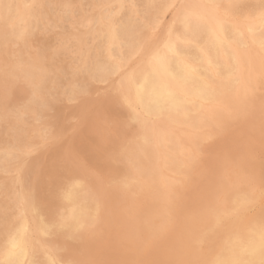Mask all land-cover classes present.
<instances>
[{"label": "rangeland", "instance_id": "rangeland-1", "mask_svg": "<svg viewBox=\"0 0 264 264\" xmlns=\"http://www.w3.org/2000/svg\"><path fill=\"white\" fill-rule=\"evenodd\" d=\"M4 1L3 6L0 7V24H2L0 25V28L5 29L6 27H10V30L6 28L7 31H9V34L6 32L0 37V105L2 106L0 107V119H2L0 120V263H6V260L3 259L7 257L9 252V243L16 238L20 243V249L25 255L22 264H57L58 262V264H253L255 260L257 261H255L254 264H259L261 259L258 258H262V254H264V238L256 232L258 229H264V215H262L264 214V212H262L264 211V165H262L264 164V69H262L264 68V52L261 51L260 46H258L257 43L264 38V27H262V24L260 23L264 20V0H232L234 3L231 0H221V2L220 0H187L188 2H186V0H125V2L123 0ZM58 1L60 2L58 3ZM232 6L237 7L234 8ZM214 7L215 9L213 10L212 8ZM238 8L242 10L237 11L239 10ZM206 11H208L207 14ZM209 12L213 13L211 14L212 16H210ZM1 15L4 16L3 19ZM257 15L259 16L257 17ZM219 16L220 21L215 19ZM258 18L260 20H258ZM249 19H252L253 21ZM233 20L235 22H233ZM246 20L249 24L247 22L246 24L244 23ZM229 21H231V25H233L232 27L231 25L229 27ZM223 25L224 30L222 27ZM260 25L262 28L257 29ZM198 27L201 30H199ZM211 30L214 32L215 30L218 32L223 31L228 40V42L225 41L226 43H214L212 45V52H214L215 58H217L216 60L219 61V65H221L219 76L212 80L207 74L206 69H204L205 67L201 66L200 60L201 55L204 52L203 49L205 50L208 46L207 41ZM228 34L229 36H227ZM236 34L238 37H236ZM240 34L242 38L240 37ZM244 35L245 37H243ZM246 36L248 37V40L246 39ZM8 37L10 38L9 40ZM6 38L8 41L5 40ZM255 38L256 40L254 41ZM234 41H236L237 44ZM197 42H200L199 45H197ZM246 42L249 44H246ZM157 43L158 45H156ZM10 44L12 45L10 46ZM146 45H148V47ZM188 48L192 50L189 51L190 49L188 50ZM171 49H178L177 51L182 53L188 60H191L192 62L195 60L194 62L197 64L199 63L198 65L200 66L198 68L200 71H198L200 77L199 79L197 78L198 80L192 85L193 87H197V91H195L193 96L196 98L204 96L210 104H213L216 102L215 100L220 99V106L218 105L216 107L219 109L217 112L209 115L208 111H210L211 108L209 107L207 109V104L201 105L198 98H188L187 100V97H185L186 95L183 97V100L178 101V104L173 103L171 99L159 100L149 97L147 103L150 107L152 121H145L146 123H144L142 114H139L140 111L126 103L127 97L132 94V88L128 85L125 87L126 84L123 86L121 80L124 77L131 76L134 85L143 84V82L151 75V71H153V67L156 63H161V65L166 64L169 67L173 65L175 57L170 53ZM256 50H260V52H257ZM235 51H237L236 53L238 55ZM5 52L7 54H5ZM226 52L228 53L226 54ZM229 52L230 55H228ZM137 59H139V61ZM176 65L177 64L174 65V67H177L173 72L175 76L174 78H168L167 81L158 79L157 83L160 88L165 87L169 93H175L178 90L177 93L180 94L182 92V77L186 76L187 72L185 69H178V66ZM41 71L44 72L42 73ZM110 73L112 74L109 75ZM237 73L239 75L238 77ZM11 74L13 77H11ZM26 74L27 76L25 77ZM219 77H221V79ZM116 79H118V81H116ZM103 80H105V82ZM2 81H5V84ZM217 82L219 83V88L216 84ZM228 83H230L231 86ZM35 84H37V86ZM228 87H232L230 91L227 90ZM128 88L129 91L127 90ZM235 88L236 91L234 90ZM221 90L222 92L220 93ZM224 90H227L226 92L228 93H225ZM189 91V87L184 86L183 92L189 94ZM242 91L243 102L240 109L234 112L226 111L224 106L226 99L231 95L233 96L235 93L242 95ZM35 93H37V95ZM222 94H224V96ZM219 95L221 96L219 97ZM30 96H32L33 99ZM27 98L30 101L27 100ZM112 98L114 100H112ZM253 99L254 101L252 102ZM247 106H249V108ZM126 108L127 110H125ZM129 111L131 115H129ZM37 112H39V114ZM173 114L176 117L178 116V120L172 124L164 119L165 115L172 116ZM6 118H8L7 120L10 122L7 121ZM118 118L122 121L120 122ZM36 119L39 120L37 121ZM196 120L201 123L203 122L205 125H202L201 127L196 126V128H194L197 124L195 122ZM188 121L192 122L189 123ZM260 122L261 124H259ZM174 125L175 127H173ZM144 130L146 132H144ZM157 131H164L163 133L166 141L161 140L160 143H157ZM234 131H237L238 133H235ZM214 136L216 137L214 138ZM204 137L205 139H203ZM125 138L126 140H124ZM95 140H97V142ZM252 144L255 147H253ZM220 146H223V149ZM99 150L102 151V153ZM147 150L150 151V153ZM165 150L167 152H165ZM130 153L132 155H130ZM258 158H260V160ZM118 161L120 162L119 165ZM146 161L147 163H145ZM172 162H174L175 165ZM133 164L136 165L134 166ZM232 166L234 168H232ZM189 168L190 170H188ZM145 169L153 174H145L143 172ZM236 169H238V171ZM174 171L176 173H174ZM206 172H209L208 175ZM143 174L145 176H143ZM220 174L223 176V179L229 188L233 186V189L235 187L238 189H236V194L232 190L230 193H226V191L224 192L220 185L221 183H219L218 177ZM55 176L58 178L56 179ZM180 178H182L181 181ZM197 178L200 179L198 180ZM156 179H160V181H157ZM58 184H61V186ZM243 184L247 189H245ZM258 184L260 186H258ZM50 190H53V192ZM148 192L150 194H148ZM162 193L163 195H161ZM155 195H157V197ZM246 196L248 197V200ZM152 198L153 201L151 200ZM103 202L105 204L107 203L106 205L108 206ZM139 202L141 203L139 204ZM213 205L215 206L214 208ZM139 206L140 208H138ZM220 209L224 210L221 211ZM89 210L92 211L93 214ZM110 212L113 213L111 214ZM30 213L32 214L30 215ZM212 215L214 216L212 217ZM249 215L251 216L249 217ZM49 216L50 219L48 218ZM104 218L107 219L109 223ZM200 218L202 220H200ZM251 218H253L252 221ZM121 220L124 223H121ZM116 224L117 226H115ZM245 226L247 229H245ZM109 229L111 231H109ZM152 231H154V233ZM200 231L203 234L200 233ZM241 234L244 235L242 236ZM103 235L104 239L102 237ZM152 236L154 239H152ZM178 240L181 241L179 242ZM54 242H56V244ZM134 242H136L137 245ZM106 244L107 246H105ZM107 254L108 257L106 256ZM165 255L167 256V259H165ZM118 257L120 258L118 259ZM138 258H140L142 262L140 259L138 260ZM153 259L156 260L154 261ZM90 261L92 262L90 263Z\"/></svg>", "mask_w": 264, "mask_h": 264}, {"label": "bare ground", "instance_id": "bare-ground-1", "mask_svg": "<svg viewBox=\"0 0 264 264\" xmlns=\"http://www.w3.org/2000/svg\"><path fill=\"white\" fill-rule=\"evenodd\" d=\"M8 1V0H7ZM10 1V0H9ZM39 1V0H38ZM85 1V0H84ZM106 1V0H105ZM124 2H125V0H123ZM192 1H194V0H192ZM211 1V0H210ZM217 1V0H216ZM230 1V0H229ZM232 1V0H231ZM241 1V0H240ZM246 1V0H245ZM248 1H250V0H248ZM262 1V0H261ZM4 0H1L0 1V7H2L3 6V4H4ZM11 2V1H10ZM26 2H28V1H26ZM51 2V1H50ZM56 2V1H55ZM60 1H58V3H59ZM172 2V1H171ZM186 2H188L187 0H186ZM207 2V1H206ZM220 2H221V0H220ZM226 2V1H225ZM233 3H234V1H232ZM231 2V3H232ZM239 2V1H238ZM32 3V2H31ZM98 3V2H97ZM204 3V2H203ZM230 3V4H231ZM246 3V2H245ZM253 3V2H252ZM258 3V2H257ZM89 4V3H88ZM171 4H173V3H171ZM223 4V3H222ZM226 4V3H225ZM230 4H228V5H230ZM241 4V3H240ZM248 4V3H247ZM253 4H255V3H253ZM50 5V4H49ZM83 5V4H82ZM97 5V4H96ZM199 5V4H198ZM200 5H201V3H200ZM219 5H220V3H219ZM235 5V4H234ZM241 5H243V4H241ZM240 5V6H241ZM246 5V4H245ZM252 5V4H251ZM262 5V4H261ZM37 6V5H36ZM104 6V5H103ZM194 6V5H193ZM202 6V5H201ZM231 6V5H230ZM229 6V7H230ZM30 7V6H29ZM79 7V6H78ZM92 7V6H91ZM90 7V8H91ZM208 7H210V6H208ZM216 7V6H215ZM215 7L214 8H212L213 10L215 9ZM228 7V6H227ZM232 7H234V6H232ZM237 7V6H236ZM236 7H234V8H236ZM243 7V6H242ZM245 7V6H244ZM251 7V6H250ZM262 7V6H261ZM5 8V7H4ZM89 8V9H90ZM193 8V7H192ZM198 8V7H197ZM196 8V9H197ZM204 8V7H203ZM202 8V9H203ZM252 8V7H251ZM3 9V8H2ZM187 9V8H186ZM195 9V10H196ZM205 9V8H204ZM207 9V8H206ZM231 9V8H230ZM239 10H237V11H241L240 10V8H238ZM13 10V9H12ZM25 10V9H24ZM43 10V9H42ZM118 10V9H117ZM194 10V9H193ZM198 10H200V9H198ZM171 11V10H170ZM184 11H185V9H184ZM191 11V10H190ZM200 11H202V10H200ZM205 11V10H204ZM212 11V10H211ZM236 11V10H235ZM41 12V11H40ZM85 12V11H84ZM90 12H91V10H90ZM103 12V11H102ZM187 12V11H186ZM194 12V11H193ZM192 12V13H193ZM258 12V11H257ZM262 12V11H261ZM261 12H259V13H261ZM263 12H264V10H263ZM1 13V12H0ZM88 13V12H87ZM169 13V12H168ZM208 13V11H206V14ZM210 13V16H212L211 14H213V13H211V12H209ZM214 13H215V11H214ZM227 13V12H226ZM232 13V12H231ZM230 13V14H231ZM248 13V12H247ZM247 13H246V16H247ZM250 13V12H249ZM13 14V13H12ZM69 14V13H68ZM171 14V13H170ZM222 14H224V13H222ZM5 15V14H4ZM140 15V14H139ZM190 15V14H189ZM216 15V14H215ZM225 15V14H224ZM259 15H261V14H259ZM259 15H257V17L259 16ZM2 16V15H1ZM27 16V15H26ZM43 16V15H42ZM151 16V15H150ZM192 16V15H191ZM190 16V17H191ZM206 16V15H205ZM205 16H203L204 18H206ZM238 16V15H237ZM3 17L4 16H2V19H3ZM9 17V16H8ZM97 17V16H96ZM113 17V16H112ZM180 17V16H179ZM178 17V18H179ZM229 17V16H228ZM236 17V16H235ZM18 18V17H17ZM45 18V17H44ZM107 18V17H106ZM208 18H209V16H208ZM207 18V19H208ZM220 16L218 17V18H215V19H217V20H219L220 21ZM224 18V17H223ZM261 18V17H260ZM26 19V18H25ZM95 19V18H94ZM210 19V18H209ZM226 19V18H225ZM253 19V18H252ZM252 19H249V20H252ZM7 20H8V18H7ZM50 20V19H49ZM192 20V19H191ZM221 20H222V18H221ZM254 20V19H253ZM252 20V21H253ZM258 20H260L259 18H258ZM105 21V20H104ZM224 21V20H223ZM242 21V20H241ZM252 21H251V23H252ZM255 21H256V19H255ZM7 22H10V21H7ZM14 22V21H13ZM28 22H30V21H28ZM51 22V21H50ZM203 22V21H202ZM205 22V21H204ZM228 22V21H227ZM230 22V24H229V27H230V25H231V21H229ZM233 22H235L234 20H233ZM246 22H247V20L246 21H244V23L246 24ZM257 22V21H256ZM2 23V22H1ZM12 23V22H11ZM88 23V22H87ZM86 23V24H87ZM122 23V22H121ZM195 23V22H194ZM209 23H211V22H209ZM208 23V24H209ZM238 23V22H237ZM248 23V22H247ZM261 24H262V27H264V20H263V22H260ZM30 24V23H29ZM28 24V25H29ZM34 24V23H33ZM165 24H166V22H165ZM168 24H169V22H168ZM171 24V23H170ZM174 24V23H173ZM191 24V23H190ZM197 24V23H196ZM199 24H200V22H199ZM205 24V23H204ZM203 24V25H204ZM226 24V23H225ZM249 24V23H248ZM254 24V23H253ZM0 25H2V24H0ZM7 25V24H6ZM9 25V24H8ZM14 25V24H13ZM57 25V24H56ZM58 25H60V24H58ZM121 25V24H120ZM161 25V24H160ZM198 25V24H197ZM251 25V24H250ZM256 25V24H255ZM258 25V24H257ZM21 26V25H20ZM26 26V25H25ZM68 26V25H67ZM123 26V25H122ZM192 26V25H191ZM205 26V25H204ZM233 25H231V27H232ZM237 26V25H236ZM240 26V25H239ZM244 26V25H243ZM24 27V26H23ZM39 27H40V25H39ZM51 27V26H50ZM203 27V26H202ZM223 27V30H224V25L222 26ZM228 27V28H229ZM238 27V26H237ZM242 27V26H241ZM261 27V25H260V27H257V29L258 28H262ZM8 30H10V27H6ZM3 29V28H0V37L2 36V35H4L6 32L9 34V31H7V29ZM14 28V27H13ZM29 28H31V27H29ZM59 28V27H58ZM191 28V27H190ZM207 28V27H206ZM213 28V27H212ZM225 28H226V26H225ZM227 28V29H228ZM39 29V28H38ZM37 29V30H38ZM48 29H49V27H48ZM164 29V28H163ZM169 29V28H168ZM171 29V28H170ZM195 29V28H194ZM197 29V28H196ZM198 29H199V27H198ZM198 29H197V31H198ZM215 29V28H214ZM230 29V28H229ZM237 29V28H236ZM256 29V30H257ZM50 30V29H49ZM139 30V29H138ZM151 30V29H150ZM154 30H155V28H154ZM199 30H201V29H199ZM205 30V29H204ZM88 31V30H87ZM118 31V30H117ZM120 31V30H119ZM149 31V30H148ZM192 31H193V29H192ZM228 31H230V30H228ZM237 31V30H236ZM259 31V30H258ZM261 31V30H260ZM143 32V31H142ZM155 32V31H154ZM163 32V31H162ZM201 32V31H200ZM205 32V31H204ZM208 32V31H207ZM231 32V31H230ZM233 32V31H232ZM251 32V31H250ZM256 32V31H255ZM31 33V32H30ZM47 33V32H46ZM156 33V32H155ZM154 33V34H155ZM170 33V32H169ZM177 33V32H176ZM179 33V32H178ZM206 33V32H205ZM227 33V32H226ZM243 33V32H242ZM244 33H246V32H244ZM252 33V32H251ZM264 33V32H263ZM80 34V33H79ZM150 34V33H149ZM163 34V33H162ZM197 34V33H196ZM201 34V33H200ZM204 34V33H203ZM209 34V33H208ZM230 34H233V33H230ZM235 34V33H234ZM248 34V33H247ZM253 34V33H252ZM12 35V34H11ZM34 35V34H33ZM120 35V34H119ZM160 35V34H159ZM158 35V36H159ZM178 35H180V34H178ZM198 35V34H197ZM210 36H209V39H208V41H207V47H206V49L204 50L203 49V53H202V55H201V66H204L205 68L204 69H206V72H207V74L209 75V77H210V79L212 80V79H214V78H216V77H218L219 76V74H220V70H221V65H219L220 63H219V61L218 60H216L217 58H215V55H214V52H212L213 51V44L214 43H220V44H222V43H226V42H228V40H227V37H226V34H224V32L223 31H220V32H218L217 30H215V32L214 31H212L211 30V33L209 34ZM237 35V34H236ZM31 36V35H30ZM38 36V35H37ZM124 36V35H123ZM163 36V35H162ZM207 36V35H206ZM227 36H229V34L227 35ZM231 36V35H230ZM13 37V36H12ZM24 37V36H23ZM119 37V36H118ZM117 37V38H118ZM130 37V36H129ZM197 37V36H196ZM204 37V36H203ZM236 37H238V35L236 36ZM236 37H235V39H236ZM240 37H241V34H240ZM243 37H245V35L243 36ZM30 38V37H29ZM152 38V37H151ZM187 38H188V35H187ZM201 38H202V36H201ZM242 38V37H241ZM4 39V38H3ZM2 39V40H3ZM10 38L8 37V40H9ZM28 39V38H27ZM33 39V38H32ZM120 39V38H119ZM137 39V38H136ZM147 39H149V38H147ZM153 39V38H152ZM159 39V38H158ZM199 39V38H198ZM207 39V38H206ZM205 39V40H206ZM232 39H233V36H232ZM246 39L248 40V37L246 36ZM6 41H8L7 40V38L5 39ZM5 40H4V42H5ZM165 40V39H164ZM194 40V39H193ZM238 40V39H237ZM241 40V39H240ZM250 40V39H249ZM256 40V38L254 39V41ZM259 40V39H258ZM12 41V40H11ZM23 41V40H22ZM25 41H26V38H25ZM112 41V40H111ZM154 41H156V40H154ZM162 41V40H161ZM198 41V40H197ZM203 41V40H202ZM226 41V42H225ZM233 41V40H232ZM66 42V41H65ZM64 42V43H65ZM150 42V41H149ZM148 42V43H149ZM152 42H153V40H152ZM187 42V41H186ZM231 42V41H230ZM234 42H236V41H234ZM11 43V42H10ZM23 43V42H22ZM63 43V44H64ZM147 43V42H146ZM190 43V42H189ZM198 43V42H197ZM200 43V42H199ZM199 43L197 44V45H199ZM248 42H246V44H247ZM257 43V42H256ZM15 44V43H14ZM25 44V43H24ZM108 44H109V42H108ZM204 44H205V42H204ZM236 44H237V42H236ZM245 44V45H246ZM249 44V43H248ZM258 44V46H260V49H261V51L262 52H264V48H263V46H264V38L263 39H261V41L260 42H258L257 43ZM8 45V44H7ZM12 44H10V46H11ZM17 45V44H16ZM121 45V44H120ZM142 45V44H141ZM156 45H158V43L156 44ZM206 45V44H205ZM231 45H233V44H231ZM255 45V44H254ZM126 46V45H125ZM135 46V45H134ZM147 47H148V45H146ZM150 46V45H149ZM152 46V45H151ZM187 46H189V45H187ZM194 46V45H193ZM192 46V47H193ZM202 46V45H201ZM219 46V45H218ZM223 46H225V45H223ZM234 46H236V45H234ZM241 46V45H240ZM243 46V45H242ZM249 46H251V45H249ZM30 47V46H29ZM124 47V46H123ZM128 47V46H127ZM140 47H142V46H140ZM180 47V46H179ZM198 47V46H197ZM205 47V46H204ZM217 47V46H216ZM226 47V46H225ZM248 47V46H247ZM5 48V47H4ZM11 48V47H10ZM27 48V47H26ZM98 48V47H97ZM122 48V47H121ZM124 48H126V47H124ZM246 48V47H245ZM248 48H250V47H248ZM255 48V47H254ZM253 48V49H254ZM20 49V48H19ZM32 49H34V48H32ZM113 49V48H112ZM115 49V48H114ZM142 49H144V48H142ZM184 49V48H183ZM190 48H188V50H189ZM197 49V48H196ZM244 49V48H243ZM1 50V49H0ZM8 50V49H7ZM24 50H25V48H24ZM141 50V49H140ZM158 50V49H157ZM178 50V49H177ZM176 49H171L170 50V53L175 57V61H173V65L172 66H168V65H166V64H162L161 65V63H156L155 64V66L153 67V71H151V75L149 76V78L146 80V81H144L143 82V84H141V85H134V82L132 81V77L130 76V77H124L121 81H122V84H123V86H124V84H126L125 85V87L128 85L130 88H132V94H131V92H130V96L129 97H127V104H129V105H131V107H133V108H135V109H138L140 112H139V114L141 113L142 114V116H143V121H144V123H146L145 121H152V117H151V114H150V107H149V105H148V103H147V99L149 98V97H151V98H156V99H159V100H165V99H171V101L173 102V103H176V104H178V101H181V100H183V97L185 96V97H187V100H188V98H196L195 96H193V94L195 93V91H197V87H193L192 85H194V83H195V81L196 80H198L199 79V77H200V74H199V66L200 65H198L196 62H192L191 60H188L182 53H180V52H178ZM192 49H190L189 51H191ZM27 51V50H26ZM148 51V50H147ZM146 51V52H147ZM151 51V50H150ZM154 51H156V50H154ZM181 51H183V50H181ZM202 51V50H201ZM220 51V50H219ZM228 51H229V49H228ZM242 51V50H241ZM251 51V50H250ZM257 51V50H256ZM13 52V51H12ZM33 52V51H32ZM134 52V51H133ZM198 52V51H197ZM237 51H235V53H236ZM257 52H260V50H258ZM122 53H123V51H122ZM126 53V52H125ZM144 53V52H143ZM200 53V52H199ZM228 52H226V54H227ZM254 53V52H253ZM253 53H252V55H253ZM5 54H7L6 52H5ZM136 54H138V53H136ZM148 54H150V53H148ZM237 54V53H236ZM236 54H235V56H236ZM256 54V53H255ZM258 54H260V53H258ZM262 54V53H261ZM23 55V54H22ZM27 55V54H26ZM33 55V54H32ZM32 55H31V57H32ZM120 55V54H119ZM124 55V54H123ZM228 55H230V52H229V54ZM238 55V54H237ZM257 55V54H256ZM1 56V55H0ZM6 56V55H5ZM10 56V55H9ZM20 56V55H19ZM29 56V55H28ZM134 56V55H133ZM226 56V55H225ZM232 56V55H231ZM245 56V55H244ZM258 56V55H257ZM37 57V56H36ZM43 57V56H42ZM111 57V56H110ZM118 57V56H117ZM120 57V56H119ZM200 57V56H199ZM195 58V57H194ZM231 58H233V57H231ZM237 58H238V56H237ZM246 58V57H245ZM248 58V57H247ZM256 58V57H255ZM259 58V57H258ZM9 59V58H8ZM12 59V58H11ZM39 59V58H38ZM144 59V58H143ZM173 59V58H172ZM17 60V59H16ZM30 60V59H29ZM28 60V61H29ZM33 60V59H32ZM138 61H139V59H137ZM193 60V59H192ZM226 60H228V59H226ZM235 60V59H234ZM237 60V59H236ZM248 60V59H247ZM5 61V60H4ZM230 61V60H229ZM232 61V60H231ZM240 61V60H239ZM249 61V60H248ZM7 62V61H6ZM5 62V63H6ZM16 62V61H15ZM31 62V61H30ZM44 62V61H43ZM116 62V61H115ZM250 62V61H249ZM37 63V62H36ZM125 63V62H124ZM135 63V62H134ZM233 63V62H232ZM231 63V64H232ZM15 64V63H14ZM28 64H29V62H28ZM42 64H44V63H42ZM175 64H177L176 66H178V69H185L186 70V72H187V75L186 76H184V77H182L183 79H182V87H181V90H182V92L180 93V94H178L177 92H178V90H177V92H175V93H169L166 89H165V87L164 88H160V86L158 85V83H157V80L158 79H160V80H164V81H167L168 80V78H174L175 76H174V71L177 69V67H174V65ZM251 64V63H250ZM257 64V63H256ZM8 65V64H7ZM19 65V64H18ZM45 65V64H44ZM117 65V64H116ZM144 65V64H143ZM154 65V64H153ZM230 65V64H229ZM14 66V65H13ZM36 66V65H35ZM150 66V65H149ZM222 66H224V65H222ZM242 66V65H241ZM248 66V65H247ZM1 67V66H0ZM4 67V66H3ZM28 67V66H27ZM26 67V68H27ZM31 67V66H30ZM51 67V66H50ZM226 67V66H225ZM233 67H234V65H233ZM232 67V68H233ZM243 67V66H242ZM246 67V66H245ZM16 68V67H15ZM24 68V67H23ZM32 68H33V66H32ZM40 68V67H39ZM45 68V67H44ZM49 68V67H48ZM132 68V67H131ZM136 68V67H135ZM151 68V67H150ZM228 68V67H227ZM247 68V67H246ZM3 69V68H2ZM9 69V68H8ZM21 69V68H20ZM36 69V68H35ZM37 69H38V67H37ZM118 69V68H117ZM120 69V68H119ZM240 69V68H239ZM262 69H264V68H262ZM15 70V69H14ZM18 70V69H17ZM31 70V69H30ZM34 70V69H33ZM42 70V69H41ZM121 70V69H120ZM199 70V71H198ZM233 70V69H232ZM231 70V71H232ZM235 70V69H234ZM1 71H3V70H1ZM8 71V70H7ZM16 71V70H15ZM27 71V70H26ZM40 71V70H39ZM38 71V72H39ZM134 71V70H133ZM241 71V70H240ZM244 71V70H243ZM20 72V71H19ZM18 72V73H19ZM29 72V71H28ZM32 72V71H31ZM42 73L44 72V71H41ZM47 72V71H46ZM117 72V71H116ZM224 72H225V70H224ZM229 72H230V70H229ZM8 73H10V72H8ZM16 73V72H15ZM23 73V72H22ZM113 73V72H112ZM112 73H110L109 75H111ZM132 73V72H131ZM223 73V72H222ZM236 73V72H235ZM4 74H6V73H4ZM17 74V73H16ZM21 74V73H20ZM230 74H232V73H230ZM243 74V73H242ZM9 75V74H8ZM37 75V74H36ZM56 75V74H55ZM134 75V74H133ZM149 75V74H148ZM222 75V74H221ZM220 75V76H221ZM27 76V74L25 75V77ZM32 76V75H31ZM120 76V75H119ZM207 76V75H206ZM230 76V75H229ZM239 75H238V73H237V77H238ZM11 77H13L12 76V74H11ZM38 77V76H37ZM52 77V76H51ZM107 77H108V75H107ZM257 77V76H256ZM22 78V77H21ZM44 78V77H43ZM46 78V77H45ZM92 78V77H91ZM105 78V77H104ZM118 78V77H117ZM119 78H121V77H119ZM198 78V79H197ZM220 79H221V77H219ZM224 78V77H223ZM246 78V77H245ZM259 78V77H258ZM12 79V78H11ZM18 79V78H17ZM16 79V80H17ZM26 79V78H25ZM89 79V78H88ZM181 79V78H180ZM219 79V80H220ZM234 79V78H233ZM22 80V79H21ZM218 80V81H219ZM230 80H232V79H230ZM235 80V79H234ZM233 80V81H234ZM252 80V79H251ZM5 81H6V79H5ZM4 81V82H5ZM20 81V80H19ZM25 81V80H24ZM28 81V80H27ZM56 81V80H55ZM104 82H105V80H103ZM114 81V80H113ZM116 81H118V79H116ZM121 81H120V83H121ZM163 81V82H164ZM232 81V82H233ZM236 81H237V79H236ZM235 81V82H236ZM248 81V80H247ZM3 82V81H2ZM3 82V83H4ZM15 82V81H14ZM103 82V83H104ZM213 82V81H212ZM219 82H221V81H219ZM229 82V81H228ZM243 82V81H242ZM263 82V81H262ZM11 83V82H10ZM29 83V82H28ZM139 83V82H138ZM209 83V82H208ZM231 83V82H230ZM230 83H228L229 85H230ZM5 84V83H4ZM18 84V83H17ZM19 84H20V82H19ZM19 84H18V86H19ZM30 84V83H29ZM33 84H34V82H33ZM38 84V83H37ZM37 84H35L36 86H37ZM64 84V83H63ZM102 84V83H101ZM217 85L219 84L218 82L216 83ZM227 84V83H226ZM13 85V84H12ZM27 85V84H26ZM212 85V84H211ZM223 85V84H222ZM236 85V84H235ZM238 85V84H237ZM257 85V84H256ZM8 86V85H7ZM32 86V85H31ZM39 86V85H38ZM107 86V85H106ZM169 86V85H168ZM184 86H188L189 87V94H185L184 92H183V90H184ZM231 86V85H230ZM233 86V85H232ZM242 86V85H241ZM240 86V87H241ZM26 87V86H25ZM35 87V86H34ZM100 87V86H99ZM112 87H114V86H112ZM226 87H227V85H226ZM12 88H13V86H12ZM11 88V89H12ZM15 88V87H14ZM27 88V87H26ZM29 88V87H28ZM32 88V87H31ZM30 88V89H31ZM96 88V87H95ZM102 88V87H101ZM107 88V87H106ZM105 88V89H106ZM118 88V87H117ZM171 88V87H170ZM218 88H219V85H218ZM225 88V87H224ZM232 88V87H231ZM231 88H229L228 87V89L227 90H229L230 91V89ZM238 88V87H237ZM258 88V87H257ZM7 89V88H6ZM9 89H10V87H9ZM18 89V88H17ZM33 89V88H32ZM171 89H173V88H171ZM221 89V88H220ZM223 89V88H222ZM255 89V88H254ZM261 89V88H260ZM8 90V89H7ZM29 90V89H28ZM41 90V89H40ZM83 90V89H82ZM113 90H114V88H113ZM112 90V91H113ZM128 91H129V88L127 89ZM174 90H176V89H174ZM219 90V89H218ZM226 90V91H227ZM235 91H236V88L234 89ZM30 91V90H29ZM28 91V92H29ZM86 91V90H85ZM96 91H99V90H96ZM116 91V90H115ZM119 91V90H118ZM131 91V90H130ZM215 91V90H214ZM225 91V90H224ZM225 91V93H228V92H226ZM233 91V90H232ZM231 91V92H232ZM244 91V90H243ZM243 91H242V95L241 94H238V93H235L233 96L231 95L230 97H228L227 99H226V101L224 102V106H225V110L226 111H238L239 109H240V107H241V105H242V98H243ZM247 91H249V90H247ZM9 92H10V90H9ZM15 92V91H14ZM34 92V91H33ZM80 92V91H79ZM109 92V91H108ZM222 92V90L220 91V93ZM258 92H260V91H258ZM262 92V91H261ZM20 93H22V92H20ZM30 93V92H29ZM41 93V92H40ZM212 93V92H211ZM215 93V92H214ZM5 94V93H4ZM9 94V93H8ZM12 94H13V92H12ZM34 94V93H33ZM36 95H37V93H35ZM42 94V93H41ZM231 94V93H230ZM251 94V93H250ZM6 95V94H5ZM15 95V94H14ZM40 95V94H39ZM46 95H47V92H46ZM223 96H224V94H222ZM9 96V95H8ZM18 96V95H17ZM23 96H26V95H23ZM28 96V95H27ZM117 96V95H116ZM128 96V95H127ZM221 95H219V97H220ZM244 96H246V95H244ZM263 96V95H262ZM11 97V96H10ZM29 97V96H28ZM31 98H32V96H30ZM36 97V96H35ZM45 97V96H44ZM86 97V96H85ZM204 97V96H203ZM203 97H201V98H198V100H199V103L202 105H208V106H206L207 107V109L210 107L211 108V110L210 111H208V113H209V115H212L213 113H215V112H217L218 111V109L219 108H216L218 105L220 106V103H221V101H220V99H217V100H215V101H213V102H215V103H213V104H210V102H208L206 99H205V97L203 98ZM16 98V97H15ZM18 98V97H17ZM73 98V97H72ZM109 98V97H108ZM107 98V99H108ZM196 98V99H197ZM1 99V98H0ZM33 99V98H32ZM31 99V100H32ZM103 99V98H102ZM263 99V98H262ZM10 100V99H9ZM12 100V99H11ZM24 100V99H23ZM27 100H29L28 98H27ZM70 100V99H69ZM101 100V99H100ZM112 100H114L113 98H112ZM118 100H120V99H118ZM4 101V100H3ZM17 101H19V100H17ZM25 101V100H24ZM30 101V100H29ZM109 101V100H108ZM194 101V100H193ZM196 101V100H195ZM254 101V99L252 100V102ZM261 101V100H260ZM13 102V101H12ZM110 102V101H109ZM119 102V101H118ZM248 102H250V101H248ZM1 103V102H0ZM10 103V102H9ZM19 103V102H18ZM17 103V104H18ZM43 103H45V102H43ZM122 103V102H121ZM257 103V102H256ZM6 104V103H5ZM28 104V103H27ZM31 104V103H30ZM47 104V103H46ZM117 104V103H116ZM120 104V103H119ZM123 104H124V102H123ZM214 104H216V105H214ZM259 104V103H258ZM257 104V105H258ZM19 105V104H18ZM25 105V104H24ZM55 105V104H54ZM118 105V104H117ZM186 105V104H185ZM243 105H244V103H243ZM248 105H249V103H248ZM260 105V104H259ZM30 106V105H29ZM31 106H33V105H31ZM52 106V105H51ZM86 106V105H85ZM84 106V107H85ZM114 106V105H113ZM198 106V105H197ZM196 106V107H197ZM250 106H251V104H250ZM254 106V105H253ZM255 106H256V104H255ZM0 107H2L1 105H0ZM27 107V106H26ZM50 107V106H49ZM80 107H81V105H80ZM126 107H128V106H126ZM248 108H249V106H247ZM3 108H4V106H3ZM24 108H25V106H24ZM76 108V107H75ZM132 108V109H133ZM222 108V107H221ZM12 109V108H11ZM10 109V110H11ZM17 109V108H16ZM19 109V108H18ZM28 109V108H27ZM85 109V108H84ZM13 110V109H12ZM22 110V109H21ZM109 110V109H108ZM111 110V109H110ZM125 110H127V108L125 109ZM128 110H129V108H128ZM185 110V109H184ZM195 110V109H194ZM202 110V109H201ZM2 111V110H1ZM5 111V110H4ZM9 111V110H8ZM16 111V110H15ZM83 111V110H82ZM134 111V110H133ZM224 111V110H223ZM244 111V110H243ZM13 112V111H12ZM12 112H10V113H12ZM41 112V111H40ZM80 112V111H79ZM85 112V111H84ZM109 112V111H108ZM116 112H118V111H116ZM124 112V111H123ZM135 112V111H134ZM137 112V111H136ZM197 112V111H196ZM207 112V111H206ZM260 112V111H259ZM264 112V111H263ZM3 113V112H2ZM7 113V112H6ZM15 113V112H14ZM20 113V112H19ZM21 113H23V112H21ZM38 114H39V112H37ZM114 113V112H113ZM127 113V112H126ZM129 113H130V111H129ZM184 113V112H183ZM229 113V112H228ZM236 113H238V112H236ZM244 113V112H243ZM242 113V114H243ZM18 114V113H17ZM116 114V113H115ZM140 114V115H141ZM196 114V113H195ZM217 114V113H216ZM226 114V113H225ZM241 114V113H240ZM13 115V114H12ZM119 115V114H118ZM123 115V114H122ZM129 115H131V113L129 114ZM177 115V114H176ZM186 115V114H185ZM228 115V114H227ZM233 115V114H232ZM126 116V115H125ZM141 116V117H142ZM163 116V115H162ZM184 116V115H183ZM190 116H191V114H190ZM194 116V115H193ZM198 116H200V115H198ZM202 116V115H201ZM208 116V115H207ZM221 116V115H220ZM230 116V115H229ZM16 117V116H15ZM37 117H38V115H37ZM117 117V116H116ZM118 117H120V116H118ZM186 117V116H185ZM195 117H196V115H195ZM211 117V116H210ZM215 117V116H214ZM226 117V116H225ZM239 117H240V115H239ZM248 117V116H247ZM246 117V118H247ZM3 118H5V117H3ZM10 118V117H9ZM178 116L176 117L174 114L172 115V116H168V115H165L164 116V119L165 120H167L168 122H170L171 124L173 123V122H175V121H177L178 119ZM190 118V117H189ZM200 118V117H199ZM238 118V117H237ZM244 118H245V116H244ZM8 118H6V120H7ZM29 119V118H28ZM40 119V118H39ZM38 119V120H39ZM119 119V118H118ZM134 119V118H133ZM140 119V118H139ZM157 119V118H156ZM188 119V118H187ZM210 119V118H209ZM256 119H257V117H256ZM261 119V118H260ZM0 120H2V119H0ZM37 120V119H36ZM37 120V121H38ZM138 120V119H137ZM161 120V119H160ZM189 120V119H188ZM250 120V119H249ZM7 121H9V120H7ZM6 121V122H7ZM119 121H120V119H119ZM122 121V120H121ZM120 121V122H121ZM140 121V120H139ZM156 121V120H155ZM154 121V122H155ZM182 121V120H181ZM194 121V120H193ZM203 121V120H202ZM235 121V120H234ZM242 121V120H241ZM263 121V120H262ZM261 121V122H262ZM10 122V121H9ZM142 122V121H141ZM161 122V121H160ZM189 122V121H188ZM192 122V121H191ZM191 122H189V123H191ZM197 124L195 125V127L194 128H196V126H198V127H201L202 125H205L203 122L201 123L200 121H195ZM248 122V121H247ZM261 122L259 123V124H261ZM36 123V122H35ZM123 123V122H122ZM129 123H131V122H129ZM156 123V122H155ZM154 123V124H155ZM169 123V124H170ZM177 123V122H176ZM241 123V122H240ZM243 123V122H242ZM249 123V122H248ZM14 124V123H13ZM117 124H119V123H117ZM126 124V123H125ZM136 124V123H135ZM185 124V123H184ZM208 124V123H207ZM223 124V123H222ZM256 124H258V123H256ZM148 125V124H147ZM159 125V124H158ZM176 125V124H175ZM175 125L173 126V127H175ZM187 125H188V123H187ZM236 125V124H235ZM249 125V124H248ZM254 125V124H253ZM5 126V125H4ZM9 126V125H8ZM129 126V125H128ZM139 126V125H138ZM140 126H141V124H140ZM146 126V125H145ZM155 126V125H154ZM166 126V125H165ZM193 126V125H192ZM217 126V125H216ZM234 126V125H233ZM58 127V126H57ZM127 127V126H126ZM179 127V126H178ZM183 127V126H182ZM191 127V126H190ZM206 127V126H205ZM236 127V126H235ZM158 128H160V127H158ZM177 128V127H176ZM184 128V127H183ZM182 128V129H183ZM188 128V127H187ZM193 128V127H192ZM193 128V129H194ZM239 128H241V127H239ZM248 128V127H247ZM2 129V128H1ZM117 129V128H116ZM144 129H147V128H144ZM162 129V128H161ZM235 129V128H234ZM237 129V128H236ZM243 129V128H242ZM254 129H256V128H254ZM260 129V128H259ZM184 130V129H183ZM189 130V129H188ZM206 130V129H205ZM208 130V129H207ZM212 130V129H211ZM218 130V129H217ZM229 130V129H228ZM232 130V129H231ZM252 130V129H251ZM261 130V129H260ZM124 131V130H123ZM131 131H133V130H131ZM180 131V130H179ZM194 131V130H193ZM198 131V130H197ZM210 131V130H209ZM213 131V130H212ZM144 132H146L145 130H144ZM149 132V131H148ZM164 132V131H163ZM162 131H157L156 132V136H157V139H158V142L157 143H160V141L161 140H164V141H166L165 140V135H164V133H163ZM235 132V131H234ZM237 132V131H236ZM235 132V133H236ZM260 132V131H259ZM14 133V132H13ZM18 133V132H17ZM117 133V132H116ZM135 133V132H134ZM134 133H133V135H134ZM142 133V132H141ZM151 133V132H150ZM167 133V132H166ZM212 133V132H211ZM238 133V132H237ZM253 133V132H252ZM10 134H11V132H10ZM138 134H140V133H138ZM153 134H154V132H153ZM173 134V133H172ZM183 134V133H182ZM181 134V135H182ZM225 134V133H224ZM229 134V133H228ZM241 134V133H240ZM255 134V133H254ZM9 135V134H8ZM12 135H14V134H12ZM45 135V134H44ZM88 135V134H87ZM147 135V134H146ZM155 135V134H154ZM153 135V136H154ZM168 135V134H167ZM175 135V134H174ZM191 135V134H190ZM200 135V134H199ZM214 135H215V133H214ZM217 135H218V133H217ZM237 135V134H236ZM32 136V135H31ZM151 136V135H150ZM204 136V135H203ZM207 136V135H206ZM210 136V135H209ZM232 136V135H231ZM252 136V135H251ZM49 137V136H48ZM89 137V136H88ZM124 137V136H123ZM126 137V136H125ZM134 137V136H133ZM137 137V136H136ZM185 137V136H184ZM216 136H214V138H215ZM220 137V136H219ZM21 138V137H20ZM30 138V137H29ZM154 138V137H153ZM210 138H211V136H210ZM228 138H229V135H228ZM230 138H232V137H230ZM243 138V137H242ZM1 139V138H0ZM57 139H59V138H57ZM173 139V138H172ZM187 139V138H186ZM199 139V138H198ZM197 139V140H198ZM203 139H205V137L203 138ZM202 139V140H203ZM207 139V138H206ZM219 139H221V138H219ZM256 139V138H255ZM19 140V139H18ZM24 140H25V138H24ZM28 140V139H27ZM116 140V139H115ZM124 140H126V138L124 139ZM137 140V139H136ZM181 140V139H180ZM197 140H194V141H197ZM212 140V139H211ZM210 140V141H211ZM214 140V139H213ZM260 140V139H259ZM21 141V140H20ZM32 141V140H31ZM92 141V140H91ZM96 142H97V140H95ZM119 141V140H118ZM121 141V140H120ZM157 141V140H156ZM169 141V140H168ZM176 141V140H175ZM200 141V140H199ZM207 141V140H206ZM234 141V140H233ZM41 142V141H40ZM111 142H114V141H111ZM123 142V141H122ZM121 142V143H122ZM129 142V141H128ZM179 142V141H178ZM177 142V143H178ZM208 142V141H207ZM246 142V141H245ZM249 142V141H248ZM1 143V142H0ZM38 143V142H37ZM89 143V142H88ZM110 143V142H109ZM119 143V142H118ZM176 143V144H177ZM179 143H181V142H179ZM213 143V142H212ZM222 143V142H221ZM253 143V142H252ZM261 143V142H260ZM7 144V143H6ZM41 144V143H40ZM99 144V143H98ZM116 144V143H115ZM141 144V143H140ZM151 144V143H150ZM168 144V143H167ZM200 144H201V142H200ZM236 144V143H235ZM14 145V144H13ZM12 145V146H13ZM111 145V144H110ZM119 145H120V143H119ZM157 145V144H156ZM163 145V144H162ZM180 145V144H179ZM231 145V144H230ZM233 145H234V143H233ZM253 145V144H252ZM90 146V145H89ZM88 146V147H89ZM98 146V145H97ZM141 146H142V144H141ZM151 146V145H150ZM165 146V145H164ZM205 146V145H204ZM239 146V145H238ZM87 147V148H88ZM91 147V146H90ZM111 147V146H110ZM122 147H123V145H122ZM162 147V146H161ZM186 147V146H185ZM188 147V146H187ZM197 147V146H196ZM199 147H200V145H199ZM221 147V146H220ZM253 147H255L254 145H253ZM7 148V147H6ZM106 148V147H105ZM126 148V147H125ZM130 148V147H129ZM152 148H154V147H152ZM222 149H223V146L221 147ZM225 148V147H224ZM228 148V147H227ZM230 148V147H229ZM1 149V148H0ZM28 149V148H27ZM39 149V148H38ZM49 149V148H48ZM118 149V148H117ZM131 149V148H130ZM156 149V148H155ZM161 149V148H160ZM169 149V148H168ZM172 149V148H171ZM170 149V150H171ZM176 149V148H175ZM174 149V150H175ZM226 149V148H225ZM234 149V148H233ZM232 149V150H233ZM10 150V149H9ZM41 150H43V149H41ZM103 150V149H102ZM105 150V149H104ZM138 150V149H137ZM146 150V149H145ZM163 150V149H162ZM167 150V149H166ZM165 150V152H167ZM184 150V149H183ZM199 150V149H198ZM198 150H196V151H198ZM261 150V149H260ZM100 151V150H99ZM106 151H107V149H106ZM114 151H116V150H114ZM123 151V150H122ZM121 151V152H122ZM128 151V150H127ZM148 151V150H147ZM177 151V150H176ZM185 151V150H184ZM183 151V152H184ZM22 152V151H21ZM41 152V151H40ZM101 153H102V151H100ZM125 152H126V150H125ZM130 152V151H129ZM149 153H150V151H148ZM161 152V151H160ZM164 152V151H163ZM169 152H171V151H169ZM199 152V151H198ZM226 152V151H225ZM37 153V152H36ZM42 153V152H41ZM117 153V152H116ZM138 153V152H137ZM155 153V152H154ZM176 153V152H175ZM179 153V152H178ZM194 153V152H193ZM200 153V152H199ZM219 153V152H218ZM233 153V152H232ZM256 153H257V151H256ZM40 154V153H39ZM43 154V153H42ZM103 154H104V152H103ZM113 154V153H112ZM125 154V153H124ZM153 154V153H152ZM172 154V153H171ZM187 154V153H186ZM185 154V155H186ZM238 154V153H237ZM3 155H5V154H3ZM17 155V154H16ZM91 155V154H90ZM100 155V154H99ZM111 155V154H110ZM128 155V154H127ZM126 155V156H127ZM130 155H132L131 153H130ZM146 155V154H145ZM156 155V154H155ZM166 155V154H165ZM168 155V154H167ZM177 155V154H176ZM200 155V154H199ZM221 155V154H220ZM239 155V154H238ZM263 155V154H262ZM50 156V155H49ZM89 156V155H88ZM98 156V155H97ZM103 156V155H102ZM106 156V155H105ZM108 156V155H107ZM125 156V155H124ZM154 156V155H153ZM152 156V157H153ZM170 156V155H169ZM182 156V155H181ZM180 156V157H181ZM195 156V155H194ZM221 156H223V155H221ZM220 156V157H221ZM240 156V155H239ZM261 156V155H260ZM2 157V156H1ZM8 157H10V156H8ZM95 157V156H94ZM118 157V156H117ZM128 157V156H127ZM196 157H197V155H196ZM213 157H215V156H213ZM241 157V156H240ZM262 157V156H261ZM29 158V157H28ZM27 158V159H28ZM99 158H100V156H99ZM105 158V157H104ZM103 158V159H104ZM133 158V157H132ZM138 158H139V156H138ZM144 158V157H143ZM166 158V157H165ZM164 158V159H165ZM186 158V157H185ZM191 158V157H190ZM206 158V157H205ZM226 158V157H225ZM50 159V158H49ZM48 159V160H49ZM106 159V158H105ZM104 159V160H105ZM111 159V158H110ZM109 159V160H110ZM119 159V158H118ZM121 159V158H120ZM147 159V158H146ZM153 159V158H152ZM189 159V158H188ZM207 159V158H206ZM224 159V158H223ZM234 159H235V157H234ZM233 159V160H234ZM259 160H260V158H258ZM257 159V160H258ZM138 160V159H137ZM141 160H142V158H141ZM145 160V159H144ZM157 160V159H156ZM170 160V159H169ZM176 160H178V159H176ZM198 160H200V159H198ZM228 160V159H227ZM253 160V159H252ZM256 160V159H255ZM254 160V161H255ZM9 161V160H8ZM153 161H155V160H153ZM162 161V160H161ZM166 161H168V160H166ZM207 161V160H206ZM225 161V160H224ZM238 161H239V159H238ZM262 161V160H261ZM16 162V161H15ZM18 162V161H17ZM24 162V161H23ZM119 162V161H118ZM123 162H124V160H123ZM126 162V161H125ZM135 162H136V160H135ZM174 162H175V160H174ZM174 162H172V163H174ZM179 162V161H178ZM197 162V161H196ZM201 162H203V161H201ZM200 162V163H201ZM209 162V161H208ZM213 162V161H212ZM229 162V161H228ZM240 162V161H239ZM256 162V161H255ZM263 162V161H262ZM106 163V162H105ZM111 163V162H110ZM133 163V162H132ZM145 163H147V161L145 162ZM165 163H167V162H165ZM235 163V162H234ZM246 163V162H245ZM53 164V163H52ZM103 164H104V162H103ZM120 164V162L118 163V165ZM126 164H128V163H126ZM158 164H160V163H158ZM192 164V163H191ZM210 164V163H209ZM208 164V165H209ZM113 165V164H112ZM117 165V164H116ZM134 165V164H133ZM136 165V164H135ZM134 165V166H135ZM145 165H147V164H145ZM170 165V164H169ZM174 165H175V163H174ZM193 165V164H192ZM195 165V164H194ZM205 165V164H204ZM227 165V164H226ZM231 165V164H230ZM238 165V164H237ZM262 165H264V164H262ZM53 166V165H52ZM121 166H123V165H121ZM126 166V165H125ZM138 166H139V164H138ZM144 166V165H143ZM161 166H162V163H161ZM185 166V165H184ZM207 166V165H206ZM214 166V165H213ZM258 166V165H257ZM40 167H41V165H40ZM106 167V166H105ZM117 167V166H116ZM172 167V166H171ZM174 167V166H173ZM183 167V166H182ZM181 167V168H182ZM196 167V166H195ZM221 167H222V165H221ZM237 167H239V166H237ZM246 167V166H245ZM259 167V166H258ZM57 168V167H56ZM56 168H55V170H56ZM118 168V167H117ZM130 168V167H129ZM133 168V167H132ZM149 168H150V166H149ZM191 168H192V166H191ZM217 168V167H216ZM232 168H234L233 166H232ZM232 168H231V170H232ZM62 169V168H61ZM114 169V168H113ZM116 169V168H115ZM122 169V168H121ZM120 169V170H121ZM140 169H142V168H140ZM162 169V168H161ZM186 169V168H185ZM194 169H196V168H194ZM199 169V168H198ZM197 169V170H198ZM201 169V168H200ZM205 169V168H204ZM213 169H215V168H213ZM230 169V168H229ZM239 169V168H238ZM238 169H236L237 171H238ZM54 170V171H55ZM123 170V169H122ZM121 170V171H122ZM125 170V169H124ZM173 170V169H172ZM188 170H190V168L188 169ZM1 171V170H0ZM46 171V170H45ZM57 171V170H56ZM55 171V172H56ZM63 171V170H62ZM106 171V170H105ZM108 171V170H107ZM132 171V170H131ZM155 171H156V169H155ZM159 171V170H158ZM157 171V172H158ZM240 171V170H239ZM246 171V170H245ZM258 171V170H257ZM261 171V170H260ZM259 171V172H260ZM61 172V171H60ZM118 172V171H117ZM138 172V171H137ZM143 172L145 173V174H147V175H149L150 173L148 172V170L147 169H145V170H143ZM182 172V171H181ZM215 172V171H214ZM219 172V171H218ZM255 172V171H254ZM11 173V172H10ZM122 173V172H121ZM136 173V172H135ZM169 173V172H168ZM174 173H176L175 171H174ZM207 173V172H206ZM209 173V172H208ZM208 173H207V175H208ZM236 173V172H235ZM256 173V172H255ZM3 174V173H2ZM5 174V173H4ZM53 174V173H52ZM64 174V173H63ZM115 174V173H114ZM151 174H153V173H151ZM201 174V173H200ZM211 174H213V173H211ZM251 174H253V173H251ZM257 174V173H256ZM255 174V175H256ZM54 175V174H53ZM52 175V176H53ZM56 175V174H55ZM60 175V174H59ZM103 175V174H102ZM113 175V174H112ZM133 175H134V173H133ZM140 175H142V174H140ZM157 175H159V174H157ZM179 175V174H178ZM177 175V176H178ZM196 175V174H195ZM237 175H238V173H237ZM246 175V174H245ZM46 176H47V174H46ZM109 176V175H108ZM119 176V175H118ZM121 176V175H120ZM132 176V175H131ZM137 176V175H136ZM143 176H145L144 174H143ZM176 176V175H175ZM205 176V175H204ZM225 176V175H224ZM232 176V175H231ZM263 176V175H262ZM110 177V176H109ZM113 177V176H112ZM134 177H135V175H134ZM152 177V176H151ZM159 177V176H158ZM161 177V176H160ZM174 177V176H173ZM172 177V178H173ZM212 177V176H211ZM243 177V176H242ZM251 177H253V176H251ZM55 178H56V176H55ZM58 178V177H57ZM56 178V179H57ZM92 178V177H91ZM147 178V177H146ZM219 183H221L220 185H221V187H222V189L224 190V192L226 191V193H230V192H234L235 194L237 193V188L235 187L234 189H233V186L232 187H230L229 188V186H227L226 185V183H225V181H224V179H223V176L220 174L219 175ZM249 178V177H248ZM259 178H261V177H259ZM68 179V178H67ZM136 179V178H135ZM141 179V178H140ZM177 179V178H176ZM181 179L182 178H180V181H181ZM198 179V178H197ZM200 179V178H199ZM198 179V180H199ZM201 179H202V177H201ZM233 179H234V177H233ZM250 179V178H249ZM95 180V179H94ZM110 180V179H109ZM157 180V179H156ZM162 180V179H161ZM196 180V179H195ZM208 180V179H207ZM217 180V179H216ZM252 180H253V178H252ZM255 180V179H254ZM261 180V179H260ZM89 181V180H88ZM96 181V180H95ZM97 181H98V179H97ZM128 181V180H127ZM142 181V180H141ZM144 181H146V180H144ZM157 181H160V179L159 180H157ZM186 181H187V179H186ZM185 181V182H186ZM197 181V180H196ZM195 181V182H196ZM201 181V180H200ZM234 181V180H233ZM247 181V180H246ZM245 181V182H246ZM129 182V181H128ZM127 182V183H128ZM152 182V181H151ZM151 182H149V183H151ZM165 182V181H164ZM209 182V181H208ZM240 182V181H239ZM249 182H251V181H249ZM253 182V181H252ZM260 182V181H259ZM91 183H92V181H91ZM103 183V182H102ZM101 183V184H102ZM114 183V182H113ZM142 183H144V182H142ZM147 183V182H146ZM176 183V182H175ZM197 183V182H196ZM201 183V182H200ZM206 183V182H205ZM204 183V184H205ZM210 183V182H209ZM215 183V182H214ZM255 183V182H254ZM4 184V183H3ZM46 184V183H45ZM56 184V183H55ZM95 184V183H94ZM106 184V183H105ZM141 184V183H140ZM157 184V183H156ZM159 184V183H158ZM160 184H161V182H160ZM159 184V185H160ZM164 184V183H163ZM165 184H167V183H165ZM173 184V183H172ZM178 184V183H177ZM182 184V183H181ZM181 184H180V186H181ZM198 184V183H197ZM211 184V183H210ZM239 184V183H238ZM247 184V183H246ZM261 184V183H260ZM58 185H60L61 186V184H58ZM112 185V184H111ZM119 185V184H118ZM186 185V184H185ZM189 185V184H188ZM201 185V184H200ZM206 185V184H205ZM232 185V184H231ZM242 185V184H241ZM5 186V185H4ZM3 186V187H4ZM21 186V185H20ZM48 186V185H47ZM52 186V185H51ZM137 186V185H136ZM135 186V187H136ZM145 186V185H144ZM153 186V185H152ZM162 186V185H161ZM160 186V187H161ZM171 186V185H170ZM190 186V185H189ZM243 186H244V184H243ZM248 186V185H247ZM258 186H260L259 184H258ZM43 188H45L44 186H42ZM55 187V186H54ZM93 187H95V186H93ZM192 187V186H191ZM196 187V186H195ZM211 187V186H210ZM240 187V186H239ZM245 187V189H247L246 188V186H244ZM251 187V186H250ZM254 187V186H253ZM60 188V187H59ZM63 188V187H62ZM90 188V187H89ZM99 188H100V186H99ZM104 188V187H103ZM108 188V187H107ZM111 188H114V187H111ZM120 188V187H119ZM137 188V187H136ZM141 188V187H140ZM145 188V187H144ZM162 188V187H161ZM171 188V187H170ZM182 188V187H181ZM185 188H186V186H185ZM218 188V187H217ZM252 188V187H251ZM257 188V187H256ZM260 188V187H259ZM1 189V188H0ZM4 189V188H3ZM58 189V188H57ZM78 189V188H77ZM95 189V188H94ZM133 189V188H132ZM152 189H155V188H152ZM189 189H191V188H189ZM237 189V190H236ZM45 190H47V189H45ZM55 190V189H54ZM72 190V189H71ZM157 190H159V189H157ZM164 190V189H163ZM207 190H208V188H207ZM232 190V191H231ZM252 190V189H251ZM28 191V190H27ZM51 191V190H50ZM102 191V190H101ZM122 191V190H121ZM131 191V190H130ZM143 191V190H142ZM148 191V190H147ZM149 191H150V189H149ZM203 191V190H202ZM245 191V190H244ZM248 191V190H247ZM43 192V191H42ZM51 192H53V190L51 191ZM99 192V191H98ZM104 192V191H103ZM125 192V191H124ZM127 192V191H126ZM134 192V191H133ZM133 192H132V194H133ZM161 192V191H160ZM163 192V191H162ZM185 192V191H184ZM192 192V191H191ZM214 192V191H213ZM49 193V192H48ZM100 193V192H99ZM107 193V192H106ZM117 193V192H116ZM202 193V192H201ZM207 193H209V192H207ZM241 193V192H240ZM245 193H246V191H245ZM248 193V192H247ZM70 194V193H69ZM84 194V193H83ZM82 194V195H83ZM118 194V193H117ZM130 194H131V192H130ZM147 194V193H146ZM148 194H150L149 192H148ZM147 194V195H148ZM51 195V194H50ZM56 195V194H55ZM54 195V196H55ZM154 195V194H153ZM153 195H151V196H153ZM161 195H163V193L161 194ZM192 195H193V193H192ZM223 195V194H222ZM238 195V194H237ZM245 195V194H244ZM52 196H53V194H52ZM144 196V195H143ZM156 197H157V195H155ZM236 196V195H235ZM248 196H249V194H248ZM51 197V196H50ZM80 197V196H79ZM103 197V196H102ZM101 197V198H102ZM126 197V196H125ZM133 197V196H132ZM149 197V196H148ZM187 197V196H186ZM247 197V196H246ZM43 198V197H42ZM49 198V197H48ZM48 198H45V199H48ZM75 198V197H74ZM105 198V197H104ZM136 198H137V195H136ZM135 198V199H136ZM141 198V197H140ZM154 198V197H153ZM153 198L151 199L152 201H153ZM162 198V197H161ZM194 198V197H193ZM221 198H224V197H221ZM253 198H254V196H253ZM100 199V198H99ZM127 199V198H126ZM143 199V198H142ZM149 199H150V197H149ZM155 199V198H154ZM179 199V198H178ZM210 199V198H209ZM238 199H239V197H238ZM251 199H252V197H251ZM104 200V199H103ZM191 200V199H190ZM211 200V199H210ZM247 200H248V197H247ZM53 201V200H52ZM88 201V200H87ZM105 201V200H104ZM144 201V200H143ZM146 201V200H145ZM168 201V200H167ZM242 201V200H241ZM252 201V200H251ZM50 202V201H49ZM100 202V201H99ZM106 202V201H105ZM126 202V201H125ZM134 202V201H133ZM149 202V201H148ZM158 202V201H157ZM160 202V201H159ZM172 202V201H171ZM220 202V201H219ZM238 202V201H237ZM236 202V203H237ZM42 203V202H41ZM45 203V202H44ZM75 203V202H74ZM104 203V202H103ZM135 203V202H134ZM141 202H139V204H140ZM176 203V202H175ZM189 203V202H188ZM196 203V202H195ZM231 203V202H230ZM48 204V203H47ZM55 204V203H54ZM95 204V203H94ZM105 204V203H104ZM107 204V203H106ZM105 204V205H106ZM124 204H126V203H124ZM179 204V203H178ZM203 204H204V202H203ZM225 204V203H224ZM235 204V203H234ZM85 205V204H84ZM91 205V204H90ZM96 205V204H95ZM105 205H103V206H105ZM164 205V204H163ZM209 205V204H208ZM49 206V205H48ZM63 206V205H62ZM89 206V205H88ZM106 206H108V205H106ZM156 206V205H155ZM177 206V205H176ZM198 206V205H197ZM232 206H233V203H232ZM15 207V206H14ZM45 207H46V205H45ZM91 207H92V205H91ZM94 207V206H93ZM100 207L102 208V206L100 205ZM128 207H129V205H128ZM158 207V206H157ZM167 207V206H166ZM215 206L213 205V208H214ZM226 207V206H225ZM37 208V207H36ZM84 208H86V207H84ZM106 208V207H105ZM138 208H140V206L138 207ZM168 208V207H167ZM180 208V207H179ZM18 209V208H17ZM39 209V208H38ZM47 209V208H46ZM51 209V208H50ZM95 209V208H94ZM142 209V208H141ZM144 209V208H143ZM186 209V208H185ZM188 209V208H187ZM210 209H211V207H210ZM14 210V209H13ZM23 210H25V209H23ZM49 210V209H48ZM76 210V209H75ZM91 210V209H90ZM89 210V211H90ZM102 210V209H101ZM131 210V209H130ZM137 210V209H136ZM165 210V209H164ZM221 211H223L222 209H220ZM22 211V210H21ZM40 211V210H39ZM126 211V210H125ZM170 211V210H169ZM194 211H195V209H194ZM226 211V210H225ZM261 211V210H260ZM42 212V211H41ZM49 212V211H48ZM92 214H93V212L92 211H90ZM89 212V213H90ZM163 212V211H162ZM191 212V211H190ZM227 212H228V210H227ZM262 212H264V211H262ZM38 213V212H37ZM52 213V212H51ZM79 213H81V212H79ZM88 213V214H89ZM102 213V212H101ZM111 213V212H110ZM113 213V212H112ZM111 213V214H112ZM206 213V212H205ZM218 213V212H217ZM12 214V213H11ZM32 213H30V215H31ZM35 214V213H34ZM95 214V213H94ZM165 214V213H164ZM167 214V213H166ZM187 214V213H186ZM201 214V213H200ZM221 214V213H220ZM241 214V213H240ZM251 214V213H250ZM258 214V213H257ZM42 215V214H41ZM90 215V214H89ZM102 215V214H101ZM122 215V214H121ZM134 215V214H133ZM141 215V214H140ZM169 215V214H168ZM211 215V214H210ZM262 215H264V214H262ZM43 216V215H42ZM78 216V215H77ZM103 216V215H102ZM123 216V215H122ZM126 216V215H125ZM131 216V215H130ZM214 215H212V217H213ZM237 216V215H236ZM239 216V215H238ZM251 215H249V217H250ZM261 216V215H260ZM12 217V216H11ZM118 217V216H117ZM219 217V216H218ZM247 217V216H246ZM4 218V217H3ZM49 219H50V216L48 217ZM55 218V217H54ZM99 218V217H98ZM145 218H146V216H145ZM196 218V217H195ZM232 218V217H231ZM236 218V217H235ZM254 218V217H253ZM253 218H251V221H252V219ZM258 218V217H257ZM263 218V217H262ZM5 219V218H4ZM105 219V218H104ZM112 219V218H111ZM157 219V218H156ZM155 219V220H156ZM193 219V218H192ZM244 219V218H243ZM46 220V219H45ZM67 220V219H66ZM105 220H107V219H105ZM128 220V219H127ZM148 220V219H147ZM200 220H202L201 218H200ZM206 220V219H205ZM249 220V219H248ZM258 220V219H257ZM2 221V220H1ZM35 221V220H34ZM104 221V220H103ZM108 221V220H107ZM150 221V220H149ZM172 221H173V219H172ZM29 222V221H28ZM41 222V221H40ZM53 222H55V221H53ZM89 222V221H88ZM100 222V221H99ZM98 222V223H99ZM116 222V221H115ZM131 222V221H130ZM174 222H176V221H174ZM204 222V221H203ZM263 222V221H262ZM50 223H51V221H50ZM92 223V222H91ZM108 223H109V221H108ZM114 223V222H113ZM112 223V224H113ZM121 223H124V222H122V220H121ZM128 223V222H127ZM132 223H133V221H132ZM139 223V222H138ZM145 223V222H144ZM149 223V222H148ZM181 223V222H180ZM205 223V222H204ZM103 224V223H102ZM212 224V223H211ZM249 224V223H248ZM251 224V223H250ZM260 224V223H259ZM258 224V225H259ZM137 225V224H136ZM135 225V226H136ZM145 225H147V224H145ZM165 225V224H164ZM171 225H173V224H171ZM201 225V224H200ZM238 225V224H237ZM257 225V224H256ZM30 226V225H29ZM113 226V225H112ZM115 226H117V224L115 225ZM166 226V225H165ZM75 227V226H74ZM94 227V226H93ZM111 227V226H110ZM148 227V226H147ZM243 227V226H242ZM249 227V226H248ZM25 228V227H24ZM76 228V227H75ZM103 228V227H102ZM125 228V227H124ZM171 228V227H170ZM179 228V227H178ZM202 228V227H201ZM239 228H241V227H239ZM113 229V228H112ZM147 229V228H146ZM156 229V228H155ZM180 229V228H179ZM198 229V228H197ZM209 229V228H208ZM244 229V228H243ZM242 229V230H243ZM245 229H247L246 228V226H245ZM254 229V228H253ZM30 230V229H29ZM60 230V229H59ZM74 230V229H73ZM76 230V229H75ZM80 230V229H79ZM114 230V229H113ZM119 230V229H118ZM121 230H122V228H121ZM167 230V229H166ZM199 230V229H198ZM210 230H211V228H210ZM241 230V229H240ZM55 231V230H54ZM61 231V230H60ZM97 231V230H96ZM106 231V230H105ZM109 231H111L110 229H109ZM136 231V230H135ZM165 231V230H164ZM94 232V231H93ZM115 232V231H114ZM113 232V233H114ZM123 232V231H122ZM153 233H154V231H152ZM256 232L260 235V236H262L263 238H264V229H258V230H256ZM24 233H25V231H24ZM109 233V232H108ZM112 233V232H111ZM120 233V232H119ZM143 233H144V231H143ZM148 233V232H147ZM172 233V232H171ZM200 233H202L201 231H200ZM200 233H199V235H200ZM84 234V233H83ZM102 234V233H101ZM105 234V233H104ZM117 235H119L118 233H116ZM142 234V233H141ZM149 234V233H148ZM189 234V233H188ZM203 234V233H202ZM240 234V233H239ZM24 235V234H23ZM108 235V234H107ZM123 235V234H122ZM130 235V234H129ZM185 235V234H184ZM205 235V234H204ZM242 235V234H241ZM244 235V234H243ZM242 235V236H243ZM54 236V235H53ZM83 236V235H82ZM98 236H100V235H98ZM149 236H150V234H149ZM158 236V235H157ZM186 236V235H185ZM196 236V235H195ZM4 237V236H3ZM28 237V236H27ZM103 237V239H104V235L102 236ZM137 237V236H136ZM145 237V236H144ZM153 237V236H152ZM204 237V236H203ZM93 238V237H92ZM97 238V237H96ZM99 238V237H98ZM108 238H109V236H108ZM180 238V237H179ZM183 238V237H182ZM201 238H202V236H201ZM200 238V239H201ZM206 238V237H205ZM217 238H219V237H217ZM2 239V238H1ZM102 239V238H101ZM135 239V238H134ZM140 239V238H139ZM152 239H154V237L152 238ZM199 239V238H198ZM198 239H196V240H198ZM5 240H7V239H5ZM63 240V239H62ZM118 240V239H117ZM130 240H131V238H130ZM160 240V239H159ZM189 240V239H188ZM85 241V240H84ZM94 241H95V239H94ZM99 241V240H98ZM104 241V240H103ZM112 241V240H111ZM111 241H110V243H111ZM115 241H116V239H115ZM120 241H121V239H120ZM119 241V242H120ZM179 241V240H178ZM181 241V240H180ZM179 241V242H180ZM264 241V240H263ZM118 242V241H117ZM126 242V241H125ZM184 242V241H183ZM191 242V241H190ZM201 242V241H200ZM253 242V241H252ZM1 243V242H0ZM26 243H27V241H26ZM30 243V242H29ZM55 244H56V242H54ZM105 243V242H104ZM108 243V242H107ZM123 243H124V240H123ZM134 243H136V242H134ZM175 243V242H174ZM85 244V243H84ZM129 244V243H128ZM131 244V243H130ZM180 244V243H179ZM178 244V245H179ZM7 245V244H6ZM68 245V244H67ZM72 245H74V244H72ZM97 245V244H96ZM115 245V244H114ZM118 245V244H117ZM136 245H137V243H136ZM139 245V244H138ZM186 245V244H185ZM189 245V244H188ZM193 245H194V242H193ZM198 245V244H197ZM4 246V245H3ZM2 246V247H3ZM27 246H28V244H27ZM87 246H89V245H87ZM100 246V245H99ZM105 246H107V244L105 245ZM113 246V245H112ZM121 246H122V244H121ZM129 246V245H128ZM147 246V245H146ZM145 246V247H146ZM183 246V245H182ZM200 246V245H199ZM1 247V246H0ZM56 247V246H55ZM70 247V246H69ZM104 247V246H103ZM109 247V246H108ZM114 247V246H113ZM191 247V246H190ZM193 247V246H192ZM197 247V246H196ZM61 248V247H60ZM72 248V247H71ZM70 248V249H71ZM99 248V247H98ZM98 248H97V250H98ZM115 248H117V247H115ZM121 248V247H120ZM119 248V249H120ZM136 248V247H135ZM168 248V247H167ZM177 248H178V246H177ZM179 248H180V246H179ZM184 248H186V247H184ZM59 249V248H58ZM76 249V248H75ZM108 249V248H107ZM118 249V248H117ZM122 249H124V248H122ZM122 249H121V251H122ZM159 249V248H158ZM157 249V250H158ZM188 249V248H187ZM214 249V248H213ZM212 249V250H213ZM96 250V249H95ZM115 250V249H114ZM131 250V249H130ZM147 250H148V248H147ZM162 250V249H161ZM169 250V249H168ZM193 250V249H192ZM195 250V249H194ZM63 251V250H62ZM106 251V250H105ZM109 251L111 252V250L109 249ZM133 251V250H132ZM149 251V250H148ZM165 251H166V249H165ZM172 251V250H171ZM180 251V250H179ZM220 251V250H219ZM76 252V251H75ZM102 252V251H101ZM140 252V251H139ZM150 252V251H149ZM169 252V251H168ZM195 252V251H194ZM56 253V252H55ZM74 253V252H73ZM106 253V252H105ZM119 253H120V251H119ZM153 253H155V252H153ZM158 253H160V252H158ZM180 253V252H179ZM188 253V252H187ZM264 253V252H263ZM102 254V253H101ZM104 254V253H103ZM115 254V253H114ZM117 254V253H116ZM121 254V253H120ZM119 254V255H120ZM134 254V253H133ZM150 254V253H149ZM170 254V253H169ZM194 254V253H193ZM258 254V253H257ZM58 255V254H57ZM90 255V254H89ZM95 255V254H94ZM98 255H99V253H98ZM137 255V254H136ZM152 255V254H151ZM159 255V254H158ZM185 255V254H184ZM71 256V255H70ZM97 256V255H96ZM105 256V255H104ZM107 257H108V254L106 255ZM105 256V257H106ZM111 256H112V254H111ZM122 256V255H121ZM130 256V255H129ZM132 256V255H131ZM155 256H156V254H155ZM196 256V255H195ZM24 257H25V255H24V252L20 249V243H19V241L18 240H16V238H14V240H12V241H10V243H9V252H8V254H7V257L5 258V259H3V260H6V263L7 264H22L23 263V259H24ZM35 257V256H34ZM110 257V256H109ZM138 257V256H137ZM142 257V256H141ZM163 257V256H162ZM165 259H167V256L165 255ZM193 257V256H192ZM204 257V256H203ZM259 257V256H258ZM257 257V258H258ZM60 258V257H59ZM74 258V257H73ZM89 258V257H88ZM95 258V257H94ZM100 258V257H99ZM117 258V257H116ZM120 257H118V259H119ZM158 258V257H157ZM197 258V257H196ZM70 259V258H69ZM68 259V260H69ZM103 259V258H102ZM125 259V258H124ZM129 259V258H128ZM136 259V258H135ZM140 258H138V260H139ZM163 259H164V257H163ZM253 259V258H252ZM251 259V260H252ZM256 259V258H255ZM258 259H261V258H258ZM64 260V259H63ZM94 260V259H93ZM133 260V259H132ZM154 260V259H153ZM156 260V259H155ZM154 260V261H155ZM159 260V259H158ZM174 260V259H173ZM62 261V260H61ZM70 261V260H69ZM119 261V260H118ZM140 261H141V259H140ZM166 261V260H165ZM164 261V262H165ZM171 261V260H170ZM255 261H257V260H255ZM254 261V262H255ZM49 262V261H48ZM63 262V261H62ZM83 262H85V261H83ZM92 261H90V263H91ZM99 262V261H98ZM102 262V261H101ZM116 262V261H115ZM142 262V261H141ZM145 262V261H144ZM153 262V261H152ZM158 262V261H157ZM254 262H253V264H254ZM5 263V264H6ZM59 263V262H58ZM57 263V264H58ZM72 263V262H71ZM97 263V262H96ZM114 263V262H113ZM173 263V262H172ZM179 263V262H178ZM196 263H198V262H196ZM1 264V263H0ZM25 264V263H24ZM61 264V263H60ZM84 264V263H83ZM86 264H89V263H86ZM100 264H102V263H100ZM117 264V263H116ZM139 264V263H138ZM148 264V263H147ZM171 264V263H170Z\"/></svg>", "mask_w": 264, "mask_h": 264}, {"label": "snow or ice", "instance_id": "snow-or-ice-1", "mask_svg": "<svg viewBox=\"0 0 264 264\" xmlns=\"http://www.w3.org/2000/svg\"><path fill=\"white\" fill-rule=\"evenodd\" d=\"M259 264H264V254H262V258H261Z\"/></svg>", "mask_w": 264, "mask_h": 264}]
</instances>
